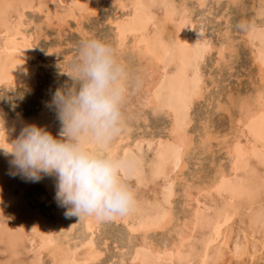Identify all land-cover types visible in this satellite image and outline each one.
I'll list each match as a JSON object with an SVG mask.
<instances>
[{
	"label": "bare ground",
	"instance_id": "1",
	"mask_svg": "<svg viewBox=\"0 0 264 264\" xmlns=\"http://www.w3.org/2000/svg\"><path fill=\"white\" fill-rule=\"evenodd\" d=\"M110 1L117 6L115 7L117 13L107 19L112 29L113 47L120 59L129 66L128 69L133 66L134 62L131 61L136 60L139 63L137 70H142L138 71L142 74V83L133 88L136 91L132 95L136 98L142 96L140 99L142 102L139 101L143 109L141 112L148 110L156 119L161 116L167 120V125L163 127L164 136L151 133L148 137L146 134L134 137L133 123L131 126L130 119L128 120L130 115L128 116L126 111V131L111 146L112 152L133 162L127 175L136 181L135 207L124 215L121 221L126 230V246L117 247L122 255L114 264L221 262L222 247L227 244L226 242H230L228 235L232 233L229 229L232 218L239 215L238 212L242 209L247 212L245 219L249 230L258 231L260 234L258 242L261 250L256 248L253 253H249L247 250L249 243L245 236L247 233L241 230L244 235L242 239L245 240L242 246H234L233 257L236 264L261 260L260 252L264 249V218L261 209H254L253 206L257 202L260 190L264 188V181L258 180L255 176L256 169L251 160H256L259 165L264 166V0H257L255 6L252 3L254 17L250 18L248 23L243 22V31L239 33L241 42L247 46L245 48L249 47L256 83L253 84L252 91L246 95H237L235 98L233 97L235 95L230 94L231 96H226L225 102L218 100L215 103L216 112L226 117L230 130L226 134L217 135L214 133L215 129L212 131L215 126L213 127L214 124L212 125L209 120L200 122V135L198 134L200 137L198 136L197 143L190 131L194 121L192 109L205 98L209 87L214 83L212 80L211 85H206L204 63L211 54H214V66L227 64L228 70H231L232 63L238 57L237 39L235 41L231 38L230 28L224 27L225 29H221L218 34L219 38H215L206 24V19L212 11L209 2L218 4L222 0ZM225 1L227 6L235 9L245 8L243 0ZM103 2L104 0H0V87L12 89L19 87L31 93L41 79L38 78L37 73L40 71L36 64L38 53L36 45L40 40L41 27L39 29L34 27L32 29L35 31L31 32L33 22L32 19L26 18L27 13L42 16L45 27H56L59 33L71 20L80 25L82 19L97 16ZM155 9H161L162 20L155 14ZM197 9L200 11L197 12ZM217 18L225 16L220 14ZM168 22L175 24L174 29L172 28L174 33L169 36ZM46 56L48 60L49 54ZM44 67L46 68L45 65ZM66 70L64 71L68 72L69 67ZM59 82L61 84V80ZM66 83L71 86L69 82L65 81ZM131 104L127 102L126 107ZM7 112L8 110L6 111L4 105L0 103V115L4 118L6 129V134L0 130V147L5 149L10 148L8 143L19 135L25 124L44 127L54 137L61 129L60 121L56 122L53 119L54 113L47 109L45 103L27 117H21L17 112L14 118H8ZM143 115L145 125L147 116L145 112ZM147 128L148 125L144 126L145 130ZM194 132L196 133V129ZM212 141H217V146L223 150L227 160L226 166L214 165L212 177L205 182L201 180L197 171L190 176L197 179L192 180L195 183L191 179L187 180L184 173L188 169L187 158L195 154L196 150L204 155L211 153ZM145 147L147 152L151 151L147 164L143 154ZM10 160L11 156H5L0 150V242L5 247L4 255L8 253L9 258H19L24 248L23 243H27L33 254L31 264H42L44 257L47 258L48 264H97L103 251L97 246L96 234H100L102 226L106 227L103 225L104 222L112 221L115 217L97 220L88 216H82L80 219L66 216V208L59 205L54 198L56 176L42 174L39 181L33 182L20 175H11ZM13 178H22L26 182L44 186L54 205L53 223L40 218L37 212L28 211L27 205L23 203L24 197L20 200V195L14 198L16 208L14 207L12 223L4 219L5 202L8 201V196L12 197L9 184ZM157 182H162L159 192L154 191L151 198H147L145 190L141 188H147L149 184ZM179 185H182L180 190L177 188ZM177 192L182 195V202L178 203L183 212L182 217H179L180 211L178 212L177 205L175 206V202L178 201L177 198L174 201ZM203 193L213 196L209 200L202 199ZM78 222L80 233H76L77 238H69ZM156 232L168 234L169 241L161 246L156 245L150 237ZM248 236L251 237L250 234ZM104 246L105 243L102 247ZM127 246L128 250L122 252ZM27 252L29 253L28 250ZM4 264H10L9 260Z\"/></svg>",
	"mask_w": 264,
	"mask_h": 264
},
{
	"label": "rangeland",
	"instance_id": "2",
	"mask_svg": "<svg viewBox=\"0 0 264 264\" xmlns=\"http://www.w3.org/2000/svg\"><path fill=\"white\" fill-rule=\"evenodd\" d=\"M47 1H51V0H47ZM177 1H180V0H177ZM224 1L225 0H222L218 4H214L213 2L212 3L209 2V4H210L209 8H212V11H211V15H209L206 19V24H207L208 29H210V31H211L210 33L215 38H219L218 34L221 31V29L224 30L225 29L224 27L230 28L231 38L233 40L237 39V41L236 40L235 41L237 43L236 49H237L238 57L235 58L236 61H234V63H232L231 70H228L227 64H222L219 67L214 66L213 65V62L215 60L214 54H211L206 59V61L204 63V67H203V73L205 75L204 79L206 80L205 83H206V85H208V84L211 85V81L213 80L215 84L213 83V85L209 87V90L207 91L205 98L203 100H201L200 102L196 103L192 109V118L194 121L192 123L193 127L191 128L190 131L193 133L195 143H197V141H199L198 136L200 135L199 129H200L201 123L206 121V120H209L212 123V125L214 124L213 127L214 126L215 127L214 128L212 127L213 130L212 129L211 130L214 131V129H215L214 133H217V135H218V133H220V134L221 133H223V134L228 133V131L230 130L228 127L229 123H228V121H226V117H224L220 113L216 112L215 103L218 100L221 102H225L226 96L229 97L230 94L235 95V96H233L235 98L237 95H246V94L250 93L249 91H252V89L256 83L255 82L256 77L254 76L255 75V69H254L253 64L251 63V60H250L249 47L245 48L247 46L244 45L243 42H241L240 37H239V33H240V31L241 32L243 31V28H242L244 25L243 22L245 21L244 23H248L249 19L254 17V11H253V9H251V6L253 4H254L253 6H255V3L257 0H243L245 8L241 7V8H236V9L232 6H227L228 5L227 2L226 1L224 2ZM115 7H117V6H116V4L114 6V3L112 1L104 0V2L101 3V5L99 7V10L97 12V16H89L85 20L82 19L80 21L81 27L79 24H76L74 21L71 20V21H69L67 27L65 26L61 31H59V33H58L56 27L46 28L44 23H43L42 16L37 15L35 13L34 14L27 13L26 18L32 19V22H33L32 26H31V30H32L31 32L35 31V29L33 31L32 28L37 27L39 29L41 27L40 28L41 29V31H40L41 35L39 38L40 40H38V43L36 45L37 51H38L37 56H36L37 57L36 64H38V71H40L37 74H38V78H41V79H39V83L35 86L33 92H31V93H28L26 91V89L19 88V87H16L13 89L0 87V103H2L4 105V107L6 108V111L8 110V112L6 113L8 118H14V116H16L17 112H19L21 114V117H27V115H29L31 112L37 111V109L41 108L42 104L45 103L47 109L50 112L52 111V113H54V114H52L53 119L56 122L59 121L57 118V112H56L55 107L51 106V100H52L54 92L58 88L64 87L66 84L68 86V83L65 84V81L72 84V81L65 74V71H67L66 69L69 67L70 62L75 55L76 46H77L78 42L82 38H84L85 36H95V37L101 38L113 46L112 39H111L112 29H111L107 19L113 17L117 13V9ZM196 11L199 12L200 10L197 9ZM154 12L159 17V19H161V16H162L161 15L162 14L161 9L160 10L155 9ZM220 14H223L225 16L226 21H225V18H217V16H219ZM41 23H42V25H40ZM35 25H37V26H35ZM173 25H175V24L174 23L171 24L170 22L167 23V26H168L167 36L172 35L174 33V31L172 30ZM78 26H79V29H78ZM37 28H36V30H37ZM58 34H59V37H58ZM216 35H218V36H216ZM60 37H62V38H60ZM48 54H49V59L47 60L46 55H48ZM135 61L136 60L131 61L132 63L134 62L133 66H135V67L132 66V68H129L130 69L129 71H130L131 77L133 79L132 81L135 84L136 83L139 84V83H142V80H141L142 74L138 71H142V70H140V69L137 70L136 67L138 66L139 63H138V61H136V62ZM39 62H40V64H39ZM57 64H58V66H57ZM44 65L46 66V68L44 67ZM63 66H64V68H63ZM127 67H129V66H127ZM136 71L138 72V74H136L137 73ZM41 75H42V77H41ZM60 80H61V84L59 82ZM62 81L64 84L62 83ZM134 91H136V90H134V89L131 90V92H130L131 95H129L128 101H127V102H130L132 104L127 105V107L129 109H127V107L125 108V113L127 111L128 116L130 115L128 117V120L130 119V122H131L130 125L132 126V123H133L132 136L135 137L138 135H145L146 134L145 136L148 137L149 135H151V133L152 134H155V133L163 134L165 132L163 130V127H165V125H167L166 124L167 120L161 116L158 117L159 119H156L154 116L151 115V113L148 110H144L143 112H141V110H143L142 105L140 103V102H142V100H140L142 98V96H138L139 98H136L135 95H132V93ZM129 99L132 101H129ZM144 112L146 113V116H147L146 117L147 122L145 125H144L143 120H142L145 117L143 115ZM146 125H148V128L145 130L144 126H146ZM138 127L139 128L141 127V128L138 130L137 129ZM194 128L196 129V133L194 132L195 131ZM221 131H223V132H221ZM163 136H164V134H163ZM212 144H213L212 145L213 146L212 152L205 154L206 157L204 154H200L196 150L195 154H193L192 156L187 158L188 160H186V161H188L187 162L188 163L187 164L188 169L185 170L186 172L184 171V173L187 175V176H185L187 180L191 179V181L192 180L197 181V179H195V178L192 179L190 177L191 174L194 175V173L197 171L198 174H200L201 180L205 182L209 178L212 177L213 172H214L213 171L214 165H215V167H217V165H222V164L224 166H226V164H227L226 156H225L223 150H221L220 147L217 146L218 142L214 141ZM145 149H146V147L143 150V154H144V159H146L145 161L147 164V161H149V158L151 157V151L149 150L147 152V149L146 150ZM213 150H214V152H213ZM145 151H146V153H145ZM134 152L136 153V151H134ZM202 155H204V156H202ZM221 157L223 159H221ZM196 159H198V160H196ZM206 161L209 162L210 165H208V163ZM251 161H252V165L255 166V169H256L255 176L257 177L258 180L264 181V170H263L264 166L262 164H260V165H262L263 167L260 166L259 163L256 162V160H251ZM206 163H207V165H206ZM257 165H259V166H257ZM199 167L200 168L203 167V168L200 169ZM256 167H258V168H256ZM130 178H129V175L126 176L127 183L132 187L133 190H135L136 189L135 178H133V177H130ZM10 181L12 183L9 184V189H10L9 191H11L12 197L8 196L7 197L8 201L5 202L6 207H5V212H4V215H5L4 219L11 221V223H12V220H13L12 215H14L15 208H16L15 207L16 202L14 203V201H15L14 198L17 197L16 195H20L19 196L20 200H22V197H24L23 203L25 204V206L27 205L26 209L28 211L32 210V211H34V213L37 212L36 214L40 218L44 219L47 222H50V221L52 223L54 222V215H53L54 205H53L52 199L50 198L49 192L44 188L43 185L39 184L40 185L39 186L38 183L26 182L25 179H22V178H20V179H17V178L14 179L13 178V181H12V179H10ZM192 182H194V181H192ZM160 186H162V182L149 184L147 188L142 187L141 189L145 190V196L147 198H151L154 191L159 192ZM177 188H178V190H180V188H182V185H179ZM18 191H20V193ZM138 193L141 194L140 191ZM263 193H264V188L260 190V194L258 195L259 197L257 198V200H256L257 202L253 206V208L254 209L260 208L261 212L263 214V218H264V194ZM47 196H48V198H47ZM181 196L182 195L180 193H178L177 197H175V199H174V201H176L178 199V201L175 202V206L177 205V210H178V212L180 211V214L178 213L179 217H182V214H183V212L181 211L182 209L180 208V205L178 206V203L182 202ZM212 196H213V194L207 195L206 193H203L201 198L209 200V199H211ZM7 198H6V200H7ZM12 199H14V200L12 201ZM25 201H26V203H25ZM9 202H10V204H8ZM13 204H14V206H12ZM18 204L19 203H17V205ZM9 205H11V206H9ZM245 212H246V210L242 209L238 212L239 215H236L232 218V222L229 226V229H231L232 233L230 236L228 235V240L230 242H226L227 244L222 247L223 256L221 258L222 261L218 262L219 264H236V260L233 257V255L235 253V249H234L236 247L235 245L242 246V243H244V240H245L244 238L242 239V236L244 237V235H243L241 230H245V232L247 233L245 236H246V239L249 243L248 249H247L248 252L253 253L254 250H257V249L261 250L260 244L258 242L260 234L258 233V231L249 230V228L247 227L246 219H245L247 217V212L246 213ZM47 214H48V216H47ZM45 217H47V218L45 219ZM123 217H124V215L123 216H116L114 219H112V221H108L110 224L108 222L107 223L104 222L103 225H105L106 227L102 226V228H101L102 231H100V234L99 233L96 234V236L98 235V237H96V240L98 241V242L96 241L97 246H98V248H100V251H103V255L97 264H114L118 261V258H120V256L122 255V253L118 250V248H120V247L122 248V247H124V245L126 246V241H125L126 240V230L121 225V221H122ZM74 218L77 219L76 216H74ZM74 218L72 217V219H74ZM79 227H80V225L78 222L76 224V226L73 228V230L71 231L72 234L71 233L69 234V238H71V237L77 238L78 235L76 233H78V234L80 233ZM240 234H242V235H240ZM249 234L251 235V237L248 236ZM226 235H227V233H226ZM167 236H168V234L156 232V233H153L150 237H151L152 241L154 243H156V245L161 246V245H163V243H166L167 241H169V238ZM122 237H123V239H122ZM75 238H73V240H75ZM102 239L104 241H102ZM134 241L136 242V239ZM104 243H105V246L102 247L104 245ZM23 245H24V248L26 247V249L29 251V253L27 252L26 249L24 250V248H23L22 252H21L22 254L19 256V258L14 259L13 257L9 258L10 256L8 255V253H6V255H4V253L6 252L4 249L5 247L3 246V243L0 242V264H4L8 260H9L10 264H31L33 254L28 248L29 244L23 243ZM128 248L129 247L127 246V248L122 250V252L127 251ZM260 253H261V260H258L256 262L255 261L254 262H248L246 264H264V249ZM43 259L44 260H42L41 263L42 264H45V263L48 264L47 258L44 257ZM218 263H215V264H218ZM192 264H195V261Z\"/></svg>",
	"mask_w": 264,
	"mask_h": 264
},
{
	"label": "clouds",
	"instance_id": "3",
	"mask_svg": "<svg viewBox=\"0 0 264 264\" xmlns=\"http://www.w3.org/2000/svg\"><path fill=\"white\" fill-rule=\"evenodd\" d=\"M65 74L71 86L58 88L51 106L61 129L57 136L36 124L0 147L11 156V175L36 182L56 176L55 199L66 216L108 220L133 210L136 195L126 176L133 162L111 151L127 128L126 104L134 84L127 65L107 41L85 36ZM0 115V130L6 134ZM7 138V137H6Z\"/></svg>",
	"mask_w": 264,
	"mask_h": 264
}]
</instances>
